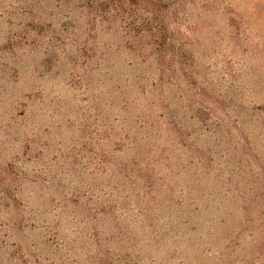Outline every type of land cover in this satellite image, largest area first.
Returning a JSON list of instances; mask_svg holds the SVG:
<instances>
[{
  "label": "rangeland",
  "instance_id": "rangeland-1",
  "mask_svg": "<svg viewBox=\"0 0 264 264\" xmlns=\"http://www.w3.org/2000/svg\"><path fill=\"white\" fill-rule=\"evenodd\" d=\"M0 264H264V0H0Z\"/></svg>",
  "mask_w": 264,
  "mask_h": 264
}]
</instances>
